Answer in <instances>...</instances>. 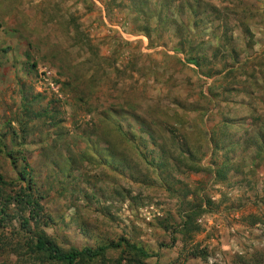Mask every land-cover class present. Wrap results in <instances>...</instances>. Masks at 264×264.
Segmentation results:
<instances>
[{"label": "rangeland", "instance_id": "1", "mask_svg": "<svg viewBox=\"0 0 264 264\" xmlns=\"http://www.w3.org/2000/svg\"><path fill=\"white\" fill-rule=\"evenodd\" d=\"M39 239L264 264V0H0V264Z\"/></svg>", "mask_w": 264, "mask_h": 264}, {"label": "trees", "instance_id": "2", "mask_svg": "<svg viewBox=\"0 0 264 264\" xmlns=\"http://www.w3.org/2000/svg\"><path fill=\"white\" fill-rule=\"evenodd\" d=\"M193 64H198L195 61H190ZM26 201L30 202L29 199ZM1 242V240H0ZM126 247L132 248L136 253H138L142 258H150L151 255L148 254L145 250L141 248H135L132 245L125 243ZM121 246V243L115 246V248H119ZM36 248L38 251L47 253L50 261L53 263H63V264H78L82 262L84 259L88 260V262L92 261L93 259L97 258L101 254H103L106 250H108V247H101L98 250H91L89 248L84 250H77V249H71L70 252H63L57 247H54L50 245L46 239H39L37 242Z\"/></svg>", "mask_w": 264, "mask_h": 264}]
</instances>
